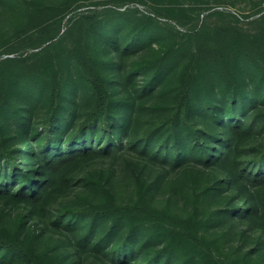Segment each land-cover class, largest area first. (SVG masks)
I'll return each instance as SVG.
<instances>
[{"label":"trees","instance_id":"1","mask_svg":"<svg viewBox=\"0 0 264 264\" xmlns=\"http://www.w3.org/2000/svg\"><path fill=\"white\" fill-rule=\"evenodd\" d=\"M200 3L0 0L16 14L0 202L52 218L75 250L40 248L50 231L21 217L0 226V264H264V9L244 30L209 25ZM115 156L132 165L125 197L112 171L76 179ZM75 186L98 200L55 208Z\"/></svg>","mask_w":264,"mask_h":264},{"label":"rangeland","instance_id":"2","mask_svg":"<svg viewBox=\"0 0 264 264\" xmlns=\"http://www.w3.org/2000/svg\"><path fill=\"white\" fill-rule=\"evenodd\" d=\"M208 3H200L207 4V9H203V13L205 14V19L207 20L209 25L212 26H228V27H238L244 30H254L258 23L257 19L260 14H257V10L262 7L264 9V0H205ZM150 3H152L150 1ZM138 7L141 11L149 12L151 11V4L149 2L147 4H142L139 2H130L125 5V7L120 8V10H125L126 7ZM214 10L223 11L225 14L223 15H209L210 12ZM15 17L16 14L14 11L5 5L0 4V44L2 40L9 38L14 34L15 31ZM68 19V18H67ZM67 19H65L63 28H66ZM161 21H168L166 17L160 18ZM173 18L172 20H174ZM177 21V20H175ZM173 22V21H172ZM176 24L175 22H173ZM5 47H1L0 51L4 50ZM20 52L16 53L12 56H19ZM7 57L4 55L3 58ZM37 118L42 119L45 115V109L42 107L38 108ZM151 118V114H147L145 116V120ZM128 157H131L127 155ZM128 159L125 160L124 157H111L97 160L93 163H90L84 166L76 175V179L85 177L87 175H99L106 174L110 171L114 172V179H118L124 185H117L118 190L123 194L121 196H126L127 187L125 185L128 184V176L126 170H131L132 165L127 164ZM99 198V194L86 189L84 187H76L68 194H64L60 196L56 202L54 203L55 208L61 207L63 204H86L88 202H95ZM29 208L26 205H20L17 207L13 206H5L0 202V226L7 225H16L17 221L20 220L21 217H25V222L27 227H31L36 223H39L40 226L46 225L50 227L49 221L52 219H46L44 222L41 218L33 217L28 214ZM50 231L48 234H51L49 238L48 235L44 236V240L42 239V243L40 244V248L49 247V246H59L63 251H72L75 253L74 248L64 246L63 241L68 242V237L65 234L60 233V231L56 230H48ZM83 264H96L91 254H85ZM22 264V263H18Z\"/></svg>","mask_w":264,"mask_h":264}]
</instances>
